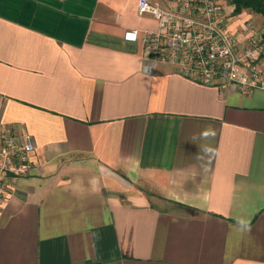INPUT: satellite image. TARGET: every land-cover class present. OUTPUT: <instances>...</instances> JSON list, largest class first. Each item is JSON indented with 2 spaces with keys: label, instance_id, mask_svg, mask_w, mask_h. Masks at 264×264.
I'll list each match as a JSON object with an SVG mask.
<instances>
[{
  "label": "crops",
  "instance_id": "1",
  "mask_svg": "<svg viewBox=\"0 0 264 264\" xmlns=\"http://www.w3.org/2000/svg\"><path fill=\"white\" fill-rule=\"evenodd\" d=\"M137 1L0 0V124L35 144L0 264H264V90L149 58Z\"/></svg>",
  "mask_w": 264,
  "mask_h": 264
},
{
  "label": "built area",
  "instance_id": "2",
  "mask_svg": "<svg viewBox=\"0 0 264 264\" xmlns=\"http://www.w3.org/2000/svg\"><path fill=\"white\" fill-rule=\"evenodd\" d=\"M137 13L157 24L155 31L140 32L152 60L170 63L183 76L205 85H233L243 94L264 90L262 30L245 25L247 34L238 40L219 0H170L166 8L138 0ZM124 37L136 41L139 32L127 31ZM34 150L31 135L0 124V203L31 173Z\"/></svg>",
  "mask_w": 264,
  "mask_h": 264
},
{
  "label": "trees",
  "instance_id": "3",
  "mask_svg": "<svg viewBox=\"0 0 264 264\" xmlns=\"http://www.w3.org/2000/svg\"><path fill=\"white\" fill-rule=\"evenodd\" d=\"M225 3L232 7V15H239L245 10L260 15L263 18L261 30L264 39V0H225Z\"/></svg>",
  "mask_w": 264,
  "mask_h": 264
},
{
  "label": "rangeland",
  "instance_id": "4",
  "mask_svg": "<svg viewBox=\"0 0 264 264\" xmlns=\"http://www.w3.org/2000/svg\"><path fill=\"white\" fill-rule=\"evenodd\" d=\"M224 4H226V3L224 2L223 5H224ZM253 24H254V23H253ZM255 26H256L257 28L259 27V26L256 24V22H255Z\"/></svg>",
  "mask_w": 264,
  "mask_h": 264
}]
</instances>
